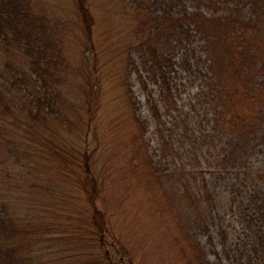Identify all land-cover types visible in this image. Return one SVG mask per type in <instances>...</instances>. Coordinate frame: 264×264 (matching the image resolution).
I'll list each match as a JSON object with an SVG mask.
<instances>
[{
  "label": "trees",
  "instance_id": "1",
  "mask_svg": "<svg viewBox=\"0 0 264 264\" xmlns=\"http://www.w3.org/2000/svg\"><path fill=\"white\" fill-rule=\"evenodd\" d=\"M122 1L127 5L116 13L112 1L98 0V18L88 0H77L78 34L70 19L57 21L56 12L42 2L0 0V48L14 58L8 63V82L19 96L14 106L0 96V116L16 117L22 105L30 125L50 127V121L65 117L73 123L70 95L76 94L83 141L77 154H71L81 159L72 179L86 206L77 201L70 206L74 215L85 216L88 244L97 251L87 264H264V170L250 171L254 178L244 176L231 195L245 224L230 246L228 227L214 230V190L205 173L185 159L191 153L198 158L194 130L183 121L177 143L165 118L179 110L175 66H194L205 84L199 94L213 111L207 117L211 131L204 134L217 139L215 146L226 152L223 161L244 162L259 145L264 148V0H196L194 8L187 0ZM65 31L78 35L74 41L86 54L87 69L71 66ZM133 77L142 84L155 121L157 149L148 140L150 118L139 112ZM151 82L159 86L158 93ZM98 121H106L105 140ZM3 126L0 122V130ZM12 127H20L16 119ZM2 172L0 264H53L37 232L46 228L48 235L77 234L83 230L81 222L66 225L64 214L54 220V211L45 205L39 220L34 208L33 216L14 218L10 202L20 187L3 180ZM31 195L37 194L26 196Z\"/></svg>",
  "mask_w": 264,
  "mask_h": 264
},
{
  "label": "rangeland",
  "instance_id": "2",
  "mask_svg": "<svg viewBox=\"0 0 264 264\" xmlns=\"http://www.w3.org/2000/svg\"><path fill=\"white\" fill-rule=\"evenodd\" d=\"M34 5L38 2H42L44 7L50 11L56 12L57 21L59 22L65 19H70L72 22L70 27L76 33L77 31V19H79V8L77 5V0H33ZM109 1V0H107ZM114 3L113 10L117 13L120 11L123 4L126 6L127 3L122 0H110ZM90 2L92 9L100 18L102 8H99L98 0H88ZM101 2V0H100ZM129 3V2H128ZM189 8H194L198 3L196 0H187ZM116 5V6H115ZM206 10V8H205ZM121 13V12H120ZM75 24H74V23ZM101 31V28H100ZM70 31H65V38L67 41V46L65 53L68 55L69 62L71 66L85 67L88 68L86 62V54H84L82 46L76 44L74 39L79 38L78 35H69ZM99 34V33H98ZM71 41L75 43V46L71 45ZM11 60L14 58L4 49L0 48V96L2 99L6 100L10 106L16 105L19 100L18 90L15 87H11L12 84L8 82L11 70L7 67L11 65ZM8 63L10 65H8ZM173 71L174 80L176 83L175 96L178 100L177 105L179 110H173L172 114H165L168 120L170 130L167 132L169 135H173L176 142L179 143L180 134L183 131L182 123L186 121L191 129L194 130V134L197 137L195 152L198 158H194L193 153L189 154V157H185L187 165L194 166L198 170L205 173L212 189L215 192L217 198V208L215 209V219H214V230L217 232L218 226L228 227V245H233L234 241L237 240V236L241 235V230L244 224L239 218V208L235 207L231 200V195L233 191L236 190L237 186L241 183V179L245 176L247 181L252 180L254 176L249 178L250 171L254 170H264V148L263 146H258L254 151H251L248 159L240 161H223V157L226 156V152H222L215 145L218 144L217 139H210L205 136V132L211 131V124L208 125L207 117L213 113L209 103L202 97L200 89L205 85L202 76L196 71L194 66L187 67L182 63L175 66ZM22 77L20 76L19 79ZM75 78V76H74ZM20 81L18 80L17 87H19ZM132 85L133 92L139 99L141 108L139 109L140 114L147 116L149 119V127L147 132L148 140L151 142V147L157 149L160 144L159 133L156 129V124L154 119L150 117L151 110L145 103V92L142 84L133 77L130 81ZM22 84V83H21ZM68 85H65L66 88ZM71 86L70 88H74ZM78 88V87H77ZM150 88L154 90L155 93L159 92V86L155 83L150 84ZM115 88L113 87V90ZM22 93V92H21ZM28 94V91H24ZM71 106L74 107L75 111H71L70 117L73 119L71 123L65 117L61 120H54L52 116H48V120H54L57 122L55 127V122L50 121V127L43 125H30L29 116H26L27 110L21 105V112L14 117L13 115L7 113L0 116V122H3L4 126L0 130V169L3 170V177L6 181L8 178L11 182H16L19 184L20 190L13 198L14 201L10 202V210L15 218L20 215L22 218H28L33 216L31 208H34L36 213V218L39 220L38 215L44 213L42 209H51L54 213L53 215L59 218L61 214H64V223L68 225L71 221L78 219L83 226V230L75 234L72 230L64 233L66 236L59 233H52L48 235L47 231L49 229L41 227L40 224L36 228H41L42 232H37V237L40 239V244L46 248L49 252V257L53 264H87L91 260H95L94 255L97 251H94L92 246L88 244V233L85 232L86 222L85 216L82 214L74 215L71 202L77 201L78 206L85 208V203L81 193L75 190V182L72 179L73 172L78 171L79 166L77 163L80 158L73 156L71 154L76 153L80 150L83 141V130L81 131V123L83 120L76 119L77 111L79 110L76 105L78 104L76 99V94L72 93ZM1 110V106H0ZM13 113L12 111H8ZM66 112V109H64ZM35 113V112H34ZM181 113V115H180ZM43 112L41 111L39 116L42 117ZM206 117V120H204ZM75 118V119H74ZM16 119V127L20 125L19 128L15 129L12 127L13 120ZM6 120V121H5ZM106 120V119H104ZM54 122V123H53ZM178 122V125L175 124ZM106 121H98L97 130L100 133L99 136L102 140H105L102 132L104 131V124ZM199 123L203 124L202 126ZM205 123V126H204ZM24 124V129L21 125ZM83 126V125H82ZM83 128V127H82ZM38 137L35 146L30 145V141ZM53 154H55L53 156ZM76 157V158H75ZM64 160V166H62V161ZM81 163V162H80ZM66 164V166H65ZM48 171L46 172L45 171ZM78 169V170H77ZM71 171L68 176L64 175V171ZM99 171V169L97 170ZM79 172V171H78ZM73 184V185H72ZM44 186V187H43ZM264 189V184L262 185ZM245 192V191H244ZM30 194H37L36 196H26ZM42 195V196H41ZM28 197V199H26ZM19 198V199H18ZM18 199V201H16ZM42 202H41V201ZM45 202V203H44ZM246 202V201H244ZM242 201L239 202L241 205ZM32 206V207H31ZM34 206V207H33ZM77 217V218H76ZM80 218H83L82 220ZM55 225L56 221H51ZM215 241L219 245L218 235L214 233ZM42 236V237H41ZM47 238V239H45ZM202 242L204 243L205 237H202ZM210 247V246H209ZM207 246V249L209 248ZM218 247V246H217ZM96 250V248H95ZM209 251V250H208ZM209 255L213 258V254L209 252Z\"/></svg>",
  "mask_w": 264,
  "mask_h": 264
}]
</instances>
